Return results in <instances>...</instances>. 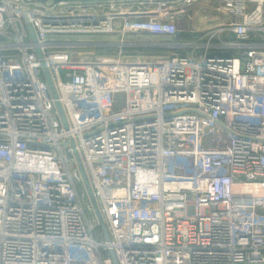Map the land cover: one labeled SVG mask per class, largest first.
I'll use <instances>...</instances> for the list:
<instances>
[{
	"label": "built area",
	"instance_id": "1",
	"mask_svg": "<svg viewBox=\"0 0 264 264\" xmlns=\"http://www.w3.org/2000/svg\"><path fill=\"white\" fill-rule=\"evenodd\" d=\"M171 2L0 0V264H264V0H217L228 20L190 40ZM115 30L170 53L62 35Z\"/></svg>",
	"mask_w": 264,
	"mask_h": 264
},
{
	"label": "rangeland",
	"instance_id": "2",
	"mask_svg": "<svg viewBox=\"0 0 264 264\" xmlns=\"http://www.w3.org/2000/svg\"><path fill=\"white\" fill-rule=\"evenodd\" d=\"M217 0H178L173 1L174 9H176V17L181 31V39L190 40L196 38V35H203L205 28L215 25L218 16H226L220 12L214 6ZM131 9H139L143 5H124ZM228 17V16H227ZM199 30V31H196ZM66 40L71 44V48L77 51L80 56L92 57L102 54H117L121 53L128 55L129 57L139 56H151L155 54L166 55L170 53V48L165 45L169 42V37L162 35H152L148 33H136V32H123L121 30H115L110 32H98V33H76V34H62ZM72 38V39H70ZM219 39L215 37V40ZM77 165L78 161H77ZM80 170V166H79ZM81 172V170H80ZM82 173V172H81ZM83 186L86 187L89 195L90 191L84 180ZM85 204L91 201L93 209H88V214L93 220L102 221L99 218L95 202L91 196L84 198ZM97 237H105L104 230L100 224L96 231Z\"/></svg>",
	"mask_w": 264,
	"mask_h": 264
},
{
	"label": "water",
	"instance_id": "3",
	"mask_svg": "<svg viewBox=\"0 0 264 264\" xmlns=\"http://www.w3.org/2000/svg\"><path fill=\"white\" fill-rule=\"evenodd\" d=\"M25 1L26 2H30V3H41V4H43V5H45V6L49 7V8H52L56 4L63 3V2H102V1H112V0H25ZM114 1H121V0H114ZM27 23H28V27H29L31 36H32L33 40L36 42L37 38H36L35 30H34L32 24L29 21ZM36 50H37V53H38V55H39V57H40V59L42 61L45 77H46V79H47V81H48V83L50 85L51 92H52L53 96L56 98V104H57V107H58V109L60 111L61 117H62L65 125L68 126L67 119H66L62 104H61V102L58 99V93H57L56 87L54 85V82L52 80L51 74L49 72L48 66H47V64L45 62V59H44V56H43V52H42L40 46H38V45L36 46ZM73 147H74L75 154L77 155V157H79L78 150H77L76 146L74 145V143H73ZM78 160H79V166L81 168V171L83 172V176H84V179L86 181L87 187H88V189H89V191L91 193V198L95 202V207L97 209L99 218L102 220L101 221V225H102V228L104 230L105 238L107 240H109L110 239V234H109L107 225H106L105 221L103 220V215H102L101 210L99 208L98 202H97L94 194L92 193L91 184L89 183L88 177H87V175L84 172L83 164L81 163L80 158H78ZM111 253H112L113 256H115L113 250H111Z\"/></svg>",
	"mask_w": 264,
	"mask_h": 264
},
{
	"label": "crops",
	"instance_id": "4",
	"mask_svg": "<svg viewBox=\"0 0 264 264\" xmlns=\"http://www.w3.org/2000/svg\"><path fill=\"white\" fill-rule=\"evenodd\" d=\"M173 1H178V0H173ZM216 19H219V20H217V23L215 25L209 26L208 28L216 26V25H219V24H222L223 22L228 20V17L227 16H218ZM205 29H207V28H205ZM223 36L226 39H228V40H236L235 34L233 32H231V31L224 32ZM258 40H259V38L257 36H252L249 39V41H252V42H255V41H258ZM239 52H240L239 48H232V49L228 50V53H231V54H238Z\"/></svg>",
	"mask_w": 264,
	"mask_h": 264
}]
</instances>
